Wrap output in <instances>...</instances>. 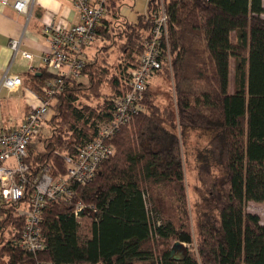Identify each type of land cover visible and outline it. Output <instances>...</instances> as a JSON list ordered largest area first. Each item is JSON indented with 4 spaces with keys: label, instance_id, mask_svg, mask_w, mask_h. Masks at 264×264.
<instances>
[{
    "label": "trees",
    "instance_id": "obj_1",
    "mask_svg": "<svg viewBox=\"0 0 264 264\" xmlns=\"http://www.w3.org/2000/svg\"><path fill=\"white\" fill-rule=\"evenodd\" d=\"M163 2L169 49L158 74L172 71L175 106L156 103L149 82L144 110L113 135L114 153L96 178L77 187L78 198L95 206L90 236L82 235L71 205L49 202L41 222L44 250L6 246L1 255L9 253V264H264V216L247 210L250 201L264 205V0ZM121 3L109 0L115 20L105 18L97 28L105 53L118 46L121 70L113 73L115 64L98 55L87 59L81 78L58 100L51 134L29 144L32 177L44 165L64 174V155L92 141L97 119L111 118L116 98L128 91L126 69L138 67L161 0H149L135 22L121 14ZM48 75L42 69L26 83L41 93ZM102 96V104H92ZM188 128L206 138L195 154L202 194L192 208L182 147ZM5 223L17 237L23 220L9 213ZM176 241L188 245L180 260L171 252Z\"/></svg>",
    "mask_w": 264,
    "mask_h": 264
},
{
    "label": "built area",
    "instance_id": "obj_2",
    "mask_svg": "<svg viewBox=\"0 0 264 264\" xmlns=\"http://www.w3.org/2000/svg\"><path fill=\"white\" fill-rule=\"evenodd\" d=\"M0 1L3 5H12L25 14L28 20L33 16L37 4V0ZM72 1L79 13V22L66 26L57 21L54 15L43 25V32L50 44L43 56L44 68L49 77L41 93L33 91L39 103L30 106L25 118L16 127L5 128L0 125V226L2 222L7 224L0 231V236H4L0 242V264L10 263L9 253L1 255L6 246H16L32 254L44 250L41 222L43 211L49 202L71 205L80 225H84L85 220H93L95 206L78 198L77 187H85L96 178L101 165L114 153L110 142L113 135L122 125L129 123L133 116L144 110V92L151 78L163 68L161 55L165 46L169 49V15L161 0L159 10L152 16L154 27L151 39L145 42L138 67L126 69L128 91L116 98L112 117L104 121L92 141L64 155V174L54 175L51 167L44 165L39 174L32 177L28 162V147L32 138L38 134H51L55 106L60 96L70 87L72 79L81 78L89 59L90 46L99 37L98 26L105 18L109 24L115 20L108 13L109 0ZM21 42V38L11 40L15 55L21 51ZM22 56L32 57L26 51H22ZM168 59L171 64L170 56ZM23 83L22 75L6 73L1 86L14 91ZM1 114L0 102V117ZM9 213H14L16 218L23 220L17 237H13L15 233L12 226L5 223V217ZM37 264L50 263L38 261Z\"/></svg>",
    "mask_w": 264,
    "mask_h": 264
},
{
    "label": "crops",
    "instance_id": "obj_3",
    "mask_svg": "<svg viewBox=\"0 0 264 264\" xmlns=\"http://www.w3.org/2000/svg\"><path fill=\"white\" fill-rule=\"evenodd\" d=\"M121 7V14L130 21L135 22L138 14L147 10V0H134L133 5ZM56 15L57 21L63 25H72L79 22V13L72 0H37L33 16H27L17 11L12 5H3L0 1V102L3 114H20L16 127L25 118L31 105L39 103L38 97L27 85L26 78L31 73H38L44 68L43 56L49 49V41L43 32V25ZM21 38V51L15 55L11 48V40ZM22 51L32 55L31 58L22 56ZM18 74L24 77V83L17 90L10 91L2 87L5 74ZM32 90V91H31ZM13 93L16 98L8 103L2 99L5 94L8 98Z\"/></svg>",
    "mask_w": 264,
    "mask_h": 264
},
{
    "label": "rangeland",
    "instance_id": "obj_4",
    "mask_svg": "<svg viewBox=\"0 0 264 264\" xmlns=\"http://www.w3.org/2000/svg\"><path fill=\"white\" fill-rule=\"evenodd\" d=\"M122 3L121 5L126 8H131L134 3V0H120ZM132 9V8H131ZM111 32H113V27L111 28ZM104 40L101 37H97L95 43L90 46V49L88 51V58L92 59L96 55H98L100 58H106L110 62L113 63L114 69L112 72L115 71L119 72L121 70V67L118 65V55H119V48L117 46V49H113V51L109 50L108 53H105L104 50L101 49ZM121 43H119L120 45ZM100 47V49H99ZM112 48H115L114 46ZM85 79L82 78L83 81L87 82L86 77ZM151 85L149 87V90L152 91L155 95V102L158 103L162 108L168 107L172 102L175 106L176 104V96L174 91V78L172 71H166L160 74H156L153 78H151ZM102 91L104 92L105 97H109L110 94L113 93L112 87L110 86L109 82H105L102 85ZM104 96L98 97L93 99L92 102L93 105H100L104 102L105 98ZM5 94L2 96V99L6 101V103L12 101L16 98V94L13 93L8 98ZM85 100L84 98H82ZM60 100V99H59ZM59 102V101H58ZM56 104L55 108V114L58 113L59 104ZM20 118V114L18 112L14 113H7L5 112L3 114V101H2V114L0 117V125L5 128L12 127L11 125L17 124L18 119ZM107 118L104 119H97V126L98 129L100 126L104 124V121H106ZM178 124V122H177ZM178 127V125H177ZM47 131V128L45 129ZM182 135V147L185 151L186 160H185V168H186V175H187V190H188V202L189 206L192 208V206L195 205L200 199V196L202 194V189L200 188V182L198 180V169H197V163L195 161V154L198 150L202 149L204 145L206 144V138L203 136L200 132L193 130L191 128L186 129V131ZM247 210L252 213H257L261 217L264 216V205L262 203H258L255 201H250L247 203ZM82 235H91V227H92V221L91 220H85L84 225H81ZM184 246L188 248V245L186 243H183ZM155 248H157L155 246Z\"/></svg>",
    "mask_w": 264,
    "mask_h": 264
},
{
    "label": "water",
    "instance_id": "obj_5",
    "mask_svg": "<svg viewBox=\"0 0 264 264\" xmlns=\"http://www.w3.org/2000/svg\"><path fill=\"white\" fill-rule=\"evenodd\" d=\"M184 244L180 241H176L172 247V256L174 259L180 260L185 257Z\"/></svg>",
    "mask_w": 264,
    "mask_h": 264
}]
</instances>
